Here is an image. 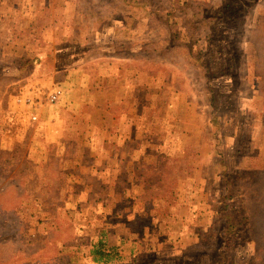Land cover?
I'll return each instance as SVG.
<instances>
[{"label":"rangeland","instance_id":"374dc122","mask_svg":"<svg viewBox=\"0 0 264 264\" xmlns=\"http://www.w3.org/2000/svg\"><path fill=\"white\" fill-rule=\"evenodd\" d=\"M250 1L227 35L235 71L209 85L231 101L215 127L204 75L158 14L191 21L216 0H0V264H107L100 241L111 264H264V0ZM231 157L248 240L224 237ZM146 166L176 173V203L145 212Z\"/></svg>","mask_w":264,"mask_h":264},{"label":"trees","instance_id":"16d2710c","mask_svg":"<svg viewBox=\"0 0 264 264\" xmlns=\"http://www.w3.org/2000/svg\"><path fill=\"white\" fill-rule=\"evenodd\" d=\"M219 1L220 4H222L220 6L217 4ZM237 1L245 3L247 6L253 5V2L250 0H235L233 2L234 5L230 4L229 0H216V6L214 4L210 7L201 8L199 10V13L196 14L191 19V21H186V19H174L176 15V11L174 8H171L170 10V12H172V16H165L163 14L164 9H162L163 11L158 14V19L166 26V29L168 31V38L166 39V42L169 45L168 49H183L184 51H186L194 59L196 66L200 70V73L204 75V79L206 81L204 92L209 97L210 104L213 108L212 116L213 125L215 127L220 125L222 113H226L224 111H227L228 107L231 108V101L229 100L230 97L227 94H215V92L209 85L218 77L224 76V72L230 73L232 71H235L236 66L232 62L237 61L239 57L234 50L230 49L231 43H229L227 35L228 32L232 31L233 28H235L234 26L237 25V21L241 18L242 15L240 13H236L237 8H239L236 4ZM173 4L174 6H176L175 3ZM140 5L141 4H138V6ZM171 21L176 22L174 24V28L169 26L173 23H170ZM180 22H183L181 24L182 27L189 31H181L179 29ZM145 43L156 45L151 41ZM29 57L31 56L28 54L24 58L27 61L22 60L21 64L17 67V72L19 74L25 75L28 74V72H35V66H33L32 60H29ZM237 65L242 66V59H240ZM220 69L223 73L219 72ZM242 121L245 124L247 123L250 125V121L247 118L242 119ZM244 139H248V136L245 137L243 135L242 140L244 141ZM217 142L221 144L225 143L226 150L224 152H219L217 150V145L215 146V153H221L223 156L233 155L234 151L231 148V141L227 140L226 138L218 137ZM0 156H3V154H0ZM222 160L223 158L221 159V161ZM231 160H235V158L231 157V159L229 160L230 164L226 163V167L221 164V166L226 171L224 179L230 187L228 195L223 198V207L226 209L227 213H221V221L227 222V226L223 228L225 229L224 237L230 238L231 235H235L237 238L248 240L249 236L246 232L243 218L230 205V203H233L235 201L236 196L240 192V189L236 188L235 179L237 171L233 170L237 168V163H232ZM217 167L218 166H216V168ZM216 168L213 169V172ZM143 172L146 174V176L142 175L140 177V180L141 184H143L144 186V190L143 194L139 196L137 200H139V202L144 205L145 212L152 213L153 210L150 211V208L156 205V201L164 200L169 193H171V197L174 198V200H169L170 205H173V203L177 202V191L181 182L180 178L176 176V173L173 174L171 170L165 167L158 168L148 166L143 168ZM213 172H211V177L213 178L214 183V181L218 179L219 175H215ZM261 187H264V178L260 180L255 187L259 195H261ZM258 236L259 238L264 236V229L259 231ZM107 245L108 244H106L105 242L100 241L94 253L100 262L111 264L112 262L116 261V253L115 249L109 248ZM222 249H224L223 246ZM221 256H223V254ZM212 263L228 264L225 257L221 259L220 263Z\"/></svg>","mask_w":264,"mask_h":264},{"label":"built area","instance_id":"2783aa9c","mask_svg":"<svg viewBox=\"0 0 264 264\" xmlns=\"http://www.w3.org/2000/svg\"><path fill=\"white\" fill-rule=\"evenodd\" d=\"M54 99H55V98H54ZM56 100H57V99H56ZM56 100H55V101H56ZM55 101H53V102H55ZM35 119H36V118H35Z\"/></svg>","mask_w":264,"mask_h":264}]
</instances>
